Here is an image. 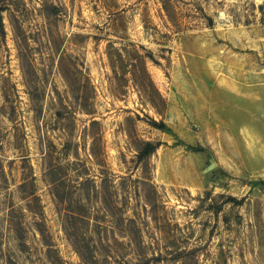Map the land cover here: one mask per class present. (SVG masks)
I'll return each instance as SVG.
<instances>
[{
  "label": "rangeland",
  "instance_id": "1",
  "mask_svg": "<svg viewBox=\"0 0 264 264\" xmlns=\"http://www.w3.org/2000/svg\"><path fill=\"white\" fill-rule=\"evenodd\" d=\"M0 14V264H264V0Z\"/></svg>",
  "mask_w": 264,
  "mask_h": 264
},
{
  "label": "trees",
  "instance_id": "2",
  "mask_svg": "<svg viewBox=\"0 0 264 264\" xmlns=\"http://www.w3.org/2000/svg\"><path fill=\"white\" fill-rule=\"evenodd\" d=\"M0 25L2 26V19L0 14ZM161 130H165V125L163 123L156 125ZM159 147L158 144L153 143H147L141 154L139 155L140 160H143L144 158L148 157L149 155L153 154L157 148Z\"/></svg>",
  "mask_w": 264,
  "mask_h": 264
}]
</instances>
